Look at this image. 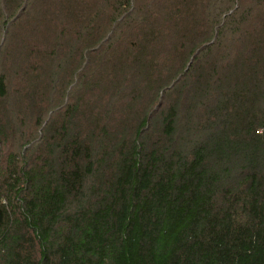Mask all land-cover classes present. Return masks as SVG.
<instances>
[{"label":"trees","instance_id":"obj_1","mask_svg":"<svg viewBox=\"0 0 264 264\" xmlns=\"http://www.w3.org/2000/svg\"><path fill=\"white\" fill-rule=\"evenodd\" d=\"M0 264H264V0H0Z\"/></svg>","mask_w":264,"mask_h":264}]
</instances>
